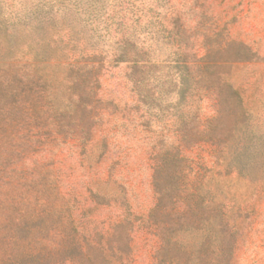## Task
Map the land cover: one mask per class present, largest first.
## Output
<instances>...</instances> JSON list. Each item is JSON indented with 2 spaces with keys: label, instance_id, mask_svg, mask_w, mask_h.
<instances>
[{
  "label": "rangeland",
  "instance_id": "374dc122",
  "mask_svg": "<svg viewBox=\"0 0 264 264\" xmlns=\"http://www.w3.org/2000/svg\"><path fill=\"white\" fill-rule=\"evenodd\" d=\"M1 22L42 79L1 93L0 264H211L216 243L264 264V0H0ZM80 50L104 69L76 123L46 59Z\"/></svg>",
  "mask_w": 264,
  "mask_h": 264
},
{
  "label": "trees",
  "instance_id": "16d2710c",
  "mask_svg": "<svg viewBox=\"0 0 264 264\" xmlns=\"http://www.w3.org/2000/svg\"><path fill=\"white\" fill-rule=\"evenodd\" d=\"M4 27L5 31L7 33H0V45L1 44H7L8 45V51H7V56L10 58V60L4 64V61H0V100H3L4 97L1 93H5L6 96L11 100L7 104L8 107H14L16 103H20L24 101L25 103L27 101V98L31 95L33 90L37 92V88L33 86H37L38 81H41V77L39 76L38 78L36 75L33 76H21L20 78L17 76V73H19L17 70H13L14 68H18L17 64H21L23 59L24 52H16L15 50V43L16 40L13 39L12 41V36L10 35V31L7 28V26L4 25V22L0 23V28ZM68 41V39H65ZM62 42V40H61ZM0 53H1V47H0ZM141 54L146 56L145 52H140ZM28 58H26L25 62L23 63H28L29 61L31 62L34 59H37L38 57H44L45 52L42 53H37V52H29ZM98 55L99 57L101 56V60H96L95 56ZM208 57V52L204 54L202 57H199L198 62L205 61L206 58ZM47 58V57H45ZM103 58L102 53H93V52H86L84 50H80L78 52H70V51H65L61 52L60 54H51L49 58L46 60H50L54 62L59 68L62 69V77H61V83L64 85V94H66L69 98V103L64 104L62 107H59L57 109V113L55 114L58 119L66 115L68 117L73 118V122H77V117L81 114L84 115L87 113L90 105L85 102L86 100V92H84L82 89L85 86L84 89L87 91L91 88L90 86H94L95 84L99 86L102 76H101V71L104 69L103 64ZM25 59V58H24ZM44 59V58H41ZM124 58L119 57L117 62H129L132 63L133 67L135 68L138 65L136 60H123ZM97 63V64H96ZM99 63V64H98ZM145 63V61H144ZM100 65V66H97ZM5 67L8 68V70H4ZM6 68V69H7ZM144 68L146 66L144 65ZM102 69V70H101ZM184 71L182 73H185L182 75L180 79H182V82L185 84H188L189 82H195L204 77L208 72L210 71L208 67H202L201 65H198L197 63L194 64L192 67L189 66H184L183 67ZM190 70V73H189ZM5 71V72H4ZM7 71H10L13 73L10 77L9 74H6ZM187 73V74H186ZM23 78V79H22ZM44 84L46 81H44ZM219 92L222 91L224 88L228 89L231 91V93L235 96H237L236 91L232 89V87L228 84L223 82L222 80H219ZM79 89V90H76ZM81 89V90H80ZM19 97L20 101L16 102V98ZM238 97V96H237ZM13 98V99H12ZM15 98V99H14ZM95 98V97H94ZM93 98V99H94ZM84 100V101H83ZM99 99L96 98V101ZM239 103L241 104V101L239 99ZM6 104V103H5ZM13 104V105H12ZM10 108V110H12ZM5 106L3 105V108L0 109V124H2L5 120L10 121V113H6L4 110ZM74 129L77 132L78 136H83L84 137V132L80 128L79 124L74 123ZM182 133V132H181ZM184 137L187 136V133L184 131L183 134ZM177 153V154H176ZM174 156L178 158L179 154L176 152ZM173 156V157H174ZM224 218L223 211L220 210L219 212V218ZM220 218V219H221ZM226 221V220H225ZM223 219H221V225L218 227V231L226 232V222ZM217 232V228L215 229ZM228 231V235H229ZM219 234V233H218ZM215 251V257L213 260H211V264H231V260H226L224 257L230 249H228L225 246H221L220 244L216 243V247L214 249Z\"/></svg>",
  "mask_w": 264,
  "mask_h": 264
}]
</instances>
